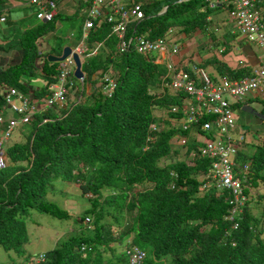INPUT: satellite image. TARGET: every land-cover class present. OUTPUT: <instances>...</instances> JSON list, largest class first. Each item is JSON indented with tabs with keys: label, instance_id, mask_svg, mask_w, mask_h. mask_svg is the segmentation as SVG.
Instances as JSON below:
<instances>
[{
	"label": "trees",
	"instance_id": "obj_1",
	"mask_svg": "<svg viewBox=\"0 0 264 264\" xmlns=\"http://www.w3.org/2000/svg\"><path fill=\"white\" fill-rule=\"evenodd\" d=\"M135 1L142 5L145 15L135 25V34L151 40L163 38L174 28L184 35L206 34L212 10L204 0ZM165 7L166 11L158 15ZM11 15L7 1L0 0V16L9 21ZM62 18L60 13L47 22L34 18L24 31L15 30L5 44L2 40L0 113L4 112L3 87L32 93L34 98L46 92L24 86L23 80L36 77L39 39L47 35L55 39L47 42L52 54H59L66 45L60 41L63 35L56 34ZM75 23L73 29L79 39L81 25L76 28ZM109 32V26H100L91 30L85 41L88 50L101 44L95 56L82 64L85 81L93 85V92H82L79 101L58 113L35 115L30 124L19 129L24 140L6 148L10 166L0 170V247L17 257L24 256L31 210L58 220L68 219L67 212L53 199L55 183L64 182L77 184L79 193L87 196L88 206L80 220L91 217L92 228L75 220L82 233L47 251L39 264H129L127 255L119 254L128 246L125 240L129 234L133 246L145 253L139 264H264V207L260 209L264 194L252 195L264 183V138L251 140L250 149L243 143V149L250 153L240 149L236 156L241 166L250 160V173L240 170L238 175L249 177L242 185L247 186L245 193L250 189V199L240 207L235 217V221L240 218L239 228L233 231L232 222L226 219L232 207L228 193L212 187L202 189L199 176L206 174L210 161L191 156L199 151L202 132L196 124L182 129V115L170 111L173 106H181L186 96L163 88V66L147 62L134 52L115 55L116 39ZM13 53L20 54V59L7 67L6 58ZM109 66H113L116 86L106 98L95 85L98 70L101 75ZM56 67L46 62L40 66V73L53 78ZM246 70H228L227 75L246 77L250 75ZM182 147L188 162L174 160ZM163 159L172 162L161 167ZM255 197L258 216L251 202ZM110 214L119 227L129 222L117 238L112 237L110 223L105 221ZM82 244L86 249L80 252ZM28 259L20 264H27ZM12 263L19 264L15 260Z\"/></svg>",
	"mask_w": 264,
	"mask_h": 264
},
{
	"label": "clouds",
	"instance_id": "obj_2",
	"mask_svg": "<svg viewBox=\"0 0 264 264\" xmlns=\"http://www.w3.org/2000/svg\"><path fill=\"white\" fill-rule=\"evenodd\" d=\"M6 1H7V8H9V11L12 12V15L9 21L6 20L4 16H0V44L2 40L4 41L5 44V42L9 40L7 37H11L12 35H14L15 30L20 29L21 31H24L27 27L31 26L35 21L34 18L37 21H42V22L52 21V19L57 13H60L62 15L66 10H70V12H67L66 14H68L72 18H76L80 20L81 31H80L79 39H76L75 29L69 28V26L73 25L74 22L68 25V29L65 33L66 35L65 36L63 35L62 36L63 38L61 37L62 39H60V41H63L64 43H66V45H63L62 50L59 54L49 53L51 47L47 45V42L48 41L53 42L55 40L52 38V36L47 35L44 37V39L41 38L36 42L38 49L37 58L35 60V63L37 65V70L35 72L36 77L32 79H25L23 81L26 83L24 86H27L29 84L30 87L33 88V90L38 91L40 93L43 89H45L46 92L45 93L42 92V96L40 98H34L32 93L26 94L13 87L2 88V97L4 100V112L0 113V170H5L10 166L9 159L6 154V148L14 143L19 142V141L8 142L11 135L13 133H15L16 135L17 132L22 138V140H24L23 136L21 135V130H19L22 125L30 124L32 122L33 117L37 114H42L47 111H55L56 113H58L59 110H64L65 108H68L71 105V103L80 100L79 96L82 92H84L87 95L93 92L94 90L93 85L85 81V74L82 71V64L86 58L95 56V54L101 47V44H96L92 49L88 50L85 46V41L88 39L89 32L91 30L106 25L110 27L109 36L114 37L116 39L115 55L123 56L126 53L134 52L135 54L143 57L144 60L147 62L153 63L155 65L163 66L166 70L165 75L162 77L163 88L168 89L174 94L183 93L186 96V98L183 101H181V106H173L170 109V111L173 113H180L182 115V120L179 123V125L182 126V129H185L190 124H196L197 127L202 132L203 137L200 136L198 140L201 143L199 146L198 153L195 152L191 153V156H193V158L198 157L201 158V160L210 161L206 174H201L199 176V179L203 182L202 189L205 190L207 187H212L215 188L217 192L225 191L228 193V204L232 205V207L230 208L229 214L226 216V219L232 222L231 230L235 231L239 228L240 218L238 221H235V217L239 214L240 207L250 199V189H248V192L245 193L244 191L247 186L243 187L242 185V183L247 182V180L249 179V177L245 179L244 174L248 172L250 173V160H248L247 162H245L244 165L241 166L236 162V156L239 154L240 149L247 153H250V151H246L242 147L243 143L246 142V135L245 132L238 127L241 119H239V115L237 112V105L241 104L247 97H249L252 94H260L264 92V76L259 75L260 70L264 67V61H260L256 66H250L248 60H246V62H243L242 59H236L235 62L239 67L237 69H231L226 65L227 63L229 64L232 63L230 62V60L225 59L226 61L219 60L220 62H218V58L214 56H212V59L210 60L209 58H206L205 61L202 62V64L200 62H196V63L193 62V60H190V57L193 58L195 55L198 56V51H196L197 53H193L191 51L186 56V61H184L183 60L184 55L181 54V46L183 43L179 45L180 42L178 40L172 39L170 36L171 31L174 30L175 28L168 30L163 38H158L154 40H151L144 35L135 34L136 33L135 25L145 18L144 12L142 11V5L136 2L135 0H120V5L124 11H129L137 5L140 7V10L143 15L141 19L133 20V18H131V21L127 24L126 27L125 40L132 38V42H133L138 37L150 41L162 40L170 46L169 57L162 56L157 52L146 55L138 54L135 50H133L132 44L128 52H120L118 47L119 39L113 30V28L118 22L115 20L114 23H107L106 20L103 19V16L105 14L106 15L110 14V11L106 7V3L103 4L101 3L102 4L101 5L98 4L96 0H72L74 3H76L74 8L72 9L69 8V6L72 5L73 3L70 4L69 6L63 3L61 9H57V4L59 2H55L54 0H6ZM186 1L189 0H178L177 3H182ZM225 1L226 0H214V2H217L218 5L214 8H210L207 0H204L206 7L209 10H212V14L207 18V26L208 24H211L210 27L212 31L211 33H208V36L210 38L212 35H216L217 41L214 45L220 47L219 53L222 56L229 55L232 53L236 54L235 48L239 49V46H236L234 48H232V46L229 47V44L232 41L233 42L235 41L239 45H242V42H245V45H249V46L252 45L254 48L264 51V42L260 43L256 39V35H253L254 37L253 39H249L248 37H245L241 34L240 32L241 30L238 28L236 21L232 20L229 17L228 5L225 3ZM262 3H264V0L257 1L255 3V10L258 16L257 23L259 25V32L262 31L264 32V5H262ZM94 7L99 8L100 12L102 13L100 17L94 18L93 16L90 15V11ZM166 9L167 7L163 8V10L158 15H162L166 11ZM81 10H83L84 13H82ZM219 10H224L226 12L227 19L225 14L224 18L217 17L218 21H212V16L216 17L217 12ZM88 19L93 21L94 26L89 30H84L83 29L84 23ZM5 21L7 22L5 23ZM14 21H16V26ZM23 21H26V23H24ZM227 21L233 24L234 26L230 28H225V26H227L226 24ZM22 24H26V25H22ZM57 24H58L57 28L62 24L65 25L64 21H60V23ZM84 31L87 32L84 34ZM225 35H228L230 37V40H225L224 39ZM218 37L220 39H218ZM222 46H225V48ZM65 48L70 49V53L67 57H65V59L59 62L49 61L48 59L49 57L60 58ZM77 48L82 50L81 53L76 52ZM105 53L108 54L107 49H105ZM74 54H76L79 58L80 72L82 73V78H77L75 76L76 64L73 59ZM19 59H20V54L17 53L10 54L6 58V60H8L7 67L11 61L19 60ZM214 61L219 63L215 67L216 73L218 74L220 79V80L218 79V81L216 80L215 77L211 78L203 69V66L207 65V62L208 64L209 63L211 64ZM46 62L57 65L56 67L57 73L54 75L53 78H50L48 76L44 77L42 73H40L41 72L40 66L44 65ZM167 62H170L172 64L173 66L172 71L168 70ZM244 68H247V70L250 72L249 76L232 78L231 76L227 75L228 70L230 72L231 71L236 72ZM196 70H202L207 75V78L210 83L209 90L211 89L217 90L223 88L225 82L226 83L238 82V83H242L244 86L250 85L247 91L239 97L234 98L229 92L222 93V98L227 102L226 110L229 112V117H230L229 118L230 122L228 124L222 121L224 117L223 113L214 112L216 106L207 97L208 95L207 92L203 94L202 96L204 97L203 100L197 101L195 97L190 96L186 92L174 91L169 86L171 78L174 75H182L185 73L190 75L191 77H194L195 76L194 74H196L195 72ZM100 71L101 70H98L97 72V76H99V80L97 81L95 87L100 89L101 94L104 97L109 98L111 97L114 88L116 86V76L114 74L113 66H109L106 72L102 73L101 75H100ZM196 86L199 87L200 89L202 88L203 85L199 86V84H196ZM108 88H110L109 91L107 90ZM261 107H262V116L264 117V99L261 100ZM19 109H21V111H18ZM203 117L207 119L200 121V119ZM25 118H27V121H24ZM191 120L193 121L191 122ZM253 135L254 136L258 135V136L252 139L261 140L262 138H264V131L253 133ZM221 149L229 150L225 166H221L222 155L219 153ZM226 170H229L232 182H236L239 184L240 195L238 200H235V197L232 193V189L230 187L225 186L223 183V176ZM240 170L244 173L243 175H241V177L238 176ZM67 185L70 184H66V186ZM258 191L264 194V183L261 185ZM61 192L62 189H56V195L53 197V199L57 200V195L63 194ZM252 195L255 196V192H252ZM67 214L69 216L68 219L72 224V228L79 229V232L77 233L76 231H73L72 235H68V233H65L63 235V240L57 241L54 248H56L57 245H59L65 239L71 236L80 235V233H82L83 229L81 230L75 224L76 219L72 220L73 218H71L72 217L71 214L68 212ZM112 214L116 217H122L121 214L115 215L114 212H112ZM112 214L107 216L105 218V221L107 218H111V221L108 223H110L111 232H112V227L116 228L114 232H112L113 234L112 237L114 238L115 237L114 235H118L121 230L125 229L126 227L127 228L129 227V222L126 221L123 223L122 227H119L113 222ZM124 217H128V216L124 215ZM77 221L78 224L80 225L82 224L88 229L92 228L91 217H86L83 222L80 220V218ZM28 223L29 222H27V229H28ZM28 237H29V230H28ZM132 238L133 236L129 234L128 238L125 240V244L128 246L124 248L123 251L119 252V254L121 255L124 253L125 256L127 255L129 264H139V262L145 257V253L133 246ZM28 243L25 246H27ZM85 249L86 246L82 244L79 248V251L83 252L85 251ZM24 251H25L24 259L26 257H30V259H28L27 261V264L28 262L30 263L32 261H36V264L43 262L45 260L44 254L47 252L44 251L36 255H27L26 248L24 249Z\"/></svg>",
	"mask_w": 264,
	"mask_h": 264
},
{
	"label": "rangeland",
	"instance_id": "obj_3",
	"mask_svg": "<svg viewBox=\"0 0 264 264\" xmlns=\"http://www.w3.org/2000/svg\"><path fill=\"white\" fill-rule=\"evenodd\" d=\"M72 0H62L61 2H59L57 4V9H61L62 4L65 3V5L69 6L70 4H72V8H74V6L76 5V3H74ZM67 12H70V10H66L62 16V20L64 21L65 25L62 24L60 25L57 29V33L58 35H65L67 29H68V25L72 22H76L75 27L77 28V25H80V22H78V20H76L75 18H72L71 16H69L68 14H66ZM82 13L83 10H81ZM16 14V13H15ZM226 12L224 10H219L217 12L216 17L212 16V21H218L217 17H225ZM17 15V14H16ZM226 19H227V14H226ZM168 21H170V19H168ZM7 21H5L6 23ZM42 22V21H40ZM15 26H16V21H14ZM227 26H225V28H230L233 27L234 25L231 24L230 22H226ZM211 24H208L207 29H206V34H200V33H196V34H191V35H182L184 34L183 32L180 31V29H174L171 31L170 36L172 39L174 40H178L180 44H182L181 46V54H188L189 51L191 50L193 53H197L196 51H198V56L195 55L193 57V62H198V57L202 60L205 61L206 58L212 59V56L218 58V62H220L219 60H230V62L234 61L235 56H233L232 54L229 55H225L222 56L219 51H220V47L215 46L214 44L216 43L217 39H216V35H212L210 38L208 36V33H211ZM218 39H220L218 37ZM225 40H230V37L228 35L224 36ZM234 48L236 46H239V49H237L235 51L237 56H240L242 58V61H246L245 56L250 55V46L249 45H245V42H242V45L237 44L235 41L230 42L229 47ZM225 48V46H222ZM221 47V48H222ZM257 53L259 55H263L264 56V51L257 49ZM244 58V59H243ZM218 62L214 61L211 64H207L205 66H203V69L205 70V72L212 78L215 77L216 80L218 81L219 76L216 73V66L217 64H219ZM220 80V79H219ZM244 117V116H243ZM258 121L254 119V123H257ZM240 124H242V120H240ZM260 129V128H257ZM258 135L254 136L253 132H248L247 133V137H246V143H247V147L250 149V141L253 140L252 138L257 137ZM22 138L20 137V135L16 132L13 133L11 135V137L9 138L8 142H14V141H21ZM172 142L178 146L177 142L172 140ZM180 144V142H179ZM184 147H182V150L180 151V154L178 156L175 157L174 160L176 159H180V160H187V162L189 161V159L184 156ZM170 162H172V160H168V159H163L159 162V166H164L169 164ZM55 188L56 189H62L63 194L61 195H57V200H55L54 202L61 208H63L64 210H66L68 213L71 214V218H73L72 220H78L81 216V214L84 212V210L86 209V207L88 206L85 197L86 196H82L79 191L77 190V184H70L66 186V183L64 182H56L55 183ZM59 194V193H58ZM257 194H262L260 193V191H257L255 193V196H257ZM256 199V197L251 201L253 202L252 205H254L253 208V212L256 216L259 215V211L261 208L264 207V201H263V205L260 206V209H258L257 207V203L254 202ZM58 201V202H57ZM71 220V219H70ZM107 222L111 221V218H107L106 219ZM28 230H29V243L27 246H25L26 248V252L27 255H36L39 253H42L44 251H48L51 250L52 248L55 247L57 241H62L63 240V235L65 233H68V235H72L73 231H76L77 233L79 232V229L77 228H72V224L70 223L69 219H65V220H57L49 215L43 214V213H38L34 210L29 211V215H28ZM116 228L112 227V232H114ZM115 238L117 237V235H114ZM119 252H121L119 250ZM13 260H15L17 263H22V261L24 260V256L23 257H17L15 256V253L13 252H4L1 248H0V264H13ZM28 264H36V261H32V262H28Z\"/></svg>",
	"mask_w": 264,
	"mask_h": 264
},
{
	"label": "built area",
	"instance_id": "obj_4",
	"mask_svg": "<svg viewBox=\"0 0 264 264\" xmlns=\"http://www.w3.org/2000/svg\"><path fill=\"white\" fill-rule=\"evenodd\" d=\"M261 0H226L225 3L228 5V14L232 20H235L238 28L241 30V34L249 39H253V35H256V39L260 42H264V32H259V25L257 23V12L255 10V3ZM98 4L106 3V7L110 11V14L104 15L103 19L107 23H114L116 20L118 23L113 28L119 39V50L120 52H128L132 44L133 50L138 54H150L157 52L162 56L169 57L170 46L162 40L159 41H150L138 37L132 42V38L125 40L126 36V27L127 24L133 20L141 19L142 12L139 6H135L129 11H124L120 5V0H96ZM209 7L214 8L218 4L214 0H207ZM101 4V5H102ZM230 6V7H229ZM90 15L94 18L100 17L102 13L98 7H94L90 11ZM94 26L93 21L88 19L84 23V30H89ZM87 31H84V34ZM256 33V34H255ZM82 50L76 49V52L81 53ZM167 67L169 71L173 70V66L170 62H167ZM194 77H191L188 74L174 75L171 78L169 86L174 91H184L192 97H195L197 101L203 100V94L208 93L207 97L210 101L216 106L215 113H223L224 117L223 122L228 124L230 122L229 112L226 110L227 102L222 98V93H230L234 98L243 95L249 86H244L242 83L233 82V83H224V87L220 89H211L209 90L210 83L207 78V75L202 70H196ZM259 75L264 76V67L260 70ZM196 84L203 85L202 88L196 86ZM108 91L110 88L107 89ZM18 111H21L19 109ZM27 121V118L24 119ZM229 150L221 149L219 153L222 155L221 166H225L227 161ZM232 151V150H231ZM230 151V152H231ZM223 183L225 186L232 189V193L235 197V200H238L240 195V187L236 182H232L229 170H226L223 176Z\"/></svg>",
	"mask_w": 264,
	"mask_h": 264
},
{
	"label": "crops",
	"instance_id": "obj_5",
	"mask_svg": "<svg viewBox=\"0 0 264 264\" xmlns=\"http://www.w3.org/2000/svg\"><path fill=\"white\" fill-rule=\"evenodd\" d=\"M69 8L72 9V5H70ZM69 28H73V25H70ZM236 50L237 49L235 48V51ZM190 52L191 50L189 51V53ZM188 54H183L184 61H186V56ZM232 54L235 55V60L242 59L240 56H237L234 53ZM245 59L249 61L250 66H256L260 61H264V56L259 55L257 53V48H254L252 45H250V55L245 56ZM190 60H193V58L190 57ZM235 60L232 61V63L230 64L227 63L226 65L231 69H237L239 66H237ZM198 62L202 64L203 61L200 58H198ZM263 99H264V92L260 94H252L249 97H247L241 104L237 105V112L239 115V119L242 120V124L239 123L238 127L245 132L246 137L249 131L253 133L264 131V117L262 116V107H261V100ZM254 119L257 120L258 122L254 123Z\"/></svg>",
	"mask_w": 264,
	"mask_h": 264
},
{
	"label": "water",
	"instance_id": "obj_6",
	"mask_svg": "<svg viewBox=\"0 0 264 264\" xmlns=\"http://www.w3.org/2000/svg\"><path fill=\"white\" fill-rule=\"evenodd\" d=\"M70 53V49L69 48H65L63 50V54L60 58H54V57H49V61H52V62H59L63 59H65V57H67ZM73 59H74V62L76 64V71H75V76L77 78H82V73L80 72V61H79V58L76 54L73 55Z\"/></svg>",
	"mask_w": 264,
	"mask_h": 264
}]
</instances>
